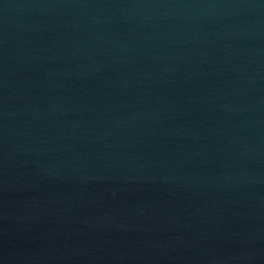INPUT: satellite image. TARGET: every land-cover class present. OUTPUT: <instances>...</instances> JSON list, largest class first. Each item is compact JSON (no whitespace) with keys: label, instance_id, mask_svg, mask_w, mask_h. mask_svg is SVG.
Here are the masks:
<instances>
[{"label":"water","instance_id":"95a60500","mask_svg":"<svg viewBox=\"0 0 264 264\" xmlns=\"http://www.w3.org/2000/svg\"><path fill=\"white\" fill-rule=\"evenodd\" d=\"M0 264H264V0H0Z\"/></svg>","mask_w":264,"mask_h":264}]
</instances>
